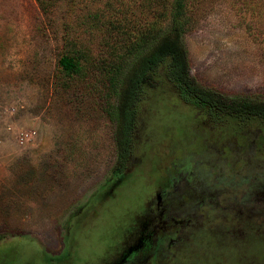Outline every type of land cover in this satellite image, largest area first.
Instances as JSON below:
<instances>
[{
    "label": "rangeland",
    "instance_id": "1",
    "mask_svg": "<svg viewBox=\"0 0 264 264\" xmlns=\"http://www.w3.org/2000/svg\"><path fill=\"white\" fill-rule=\"evenodd\" d=\"M49 2L42 12L35 0H0V264L112 263L127 225L165 176L160 173L172 168H215L211 178L221 186L227 159L247 187L263 179L260 130L231 119L201 121L160 86L137 109L133 168L108 191L118 125L104 103L106 94L110 105L117 99L97 65L107 55L97 20H108V3L116 7L117 0ZM64 33L92 60L86 75L66 86L55 77ZM182 43L193 84L226 104L264 106V0H202L196 27ZM228 175L239 193L238 177ZM263 215L256 223L264 232ZM261 238L255 244L248 236L232 251L219 247L209 262L202 260L208 246L199 245L188 262L263 264Z\"/></svg>",
    "mask_w": 264,
    "mask_h": 264
},
{
    "label": "trees",
    "instance_id": "2",
    "mask_svg": "<svg viewBox=\"0 0 264 264\" xmlns=\"http://www.w3.org/2000/svg\"><path fill=\"white\" fill-rule=\"evenodd\" d=\"M35 1L42 12L51 5L50 0ZM201 1L117 0L116 7L108 3L111 11L108 20H97L104 43L102 47L107 54L105 59L102 55V62L97 65L107 92L110 91L117 99L115 106L110 105L109 94H106L104 103L107 118L118 125L115 136L117 151L111 175L121 171L115 169L128 164L140 119L137 109L145 95L160 86L168 87L175 99L189 107L201 121L218 125L222 119H231L240 127L251 126L260 130L264 137V106L261 102L252 100L242 105L220 102L216 95L196 86L188 77L182 40L196 27ZM90 17L93 20L98 16ZM67 33L61 37V49L55 62V77L64 86L82 79L92 66L87 49ZM226 161L229 162L224 168L226 185H231V175L238 177L239 182L246 179L240 178L241 173L232 168L231 161ZM263 179H255L256 183L251 181L248 186L255 187L259 180L263 185ZM239 182L236 185L240 193L244 186ZM252 219L254 223L259 220L257 216Z\"/></svg>",
    "mask_w": 264,
    "mask_h": 264
},
{
    "label": "flooded vegetation",
    "instance_id": "3",
    "mask_svg": "<svg viewBox=\"0 0 264 264\" xmlns=\"http://www.w3.org/2000/svg\"><path fill=\"white\" fill-rule=\"evenodd\" d=\"M126 166L129 164L115 169L121 171L112 175L115 182L107 186L108 191L133 168V165ZM214 171L210 167L204 173H197L188 167L187 170L172 168L169 173L161 172L160 175L165 176L149 191L139 216L132 218L133 224L127 225L125 240L110 264H117L121 259L127 264H193L188 261L203 244L209 249L202 260L207 258L209 262L214 250L222 247L232 251L237 244L241 247L248 236L255 244L257 238L262 237L259 241L263 243L264 232L257 223L252 225V218L259 219L263 215L264 184L259 180L255 187L247 188L243 183L242 192L231 193V185L221 183L220 186L212 181L211 176L217 175ZM222 198L225 199L223 204ZM258 204L262 207L258 208ZM138 243L141 246L127 254ZM202 260L200 264H205Z\"/></svg>",
    "mask_w": 264,
    "mask_h": 264
}]
</instances>
